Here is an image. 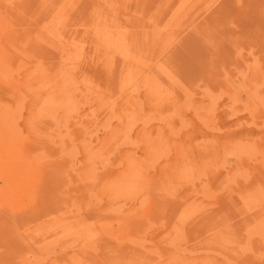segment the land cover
<instances>
[{
	"label": "rangeland",
	"instance_id": "374dc122",
	"mask_svg": "<svg viewBox=\"0 0 264 264\" xmlns=\"http://www.w3.org/2000/svg\"><path fill=\"white\" fill-rule=\"evenodd\" d=\"M0 18V264H264V0Z\"/></svg>",
	"mask_w": 264,
	"mask_h": 264
},
{
	"label": "bare ground",
	"instance_id": "6f19581e",
	"mask_svg": "<svg viewBox=\"0 0 264 264\" xmlns=\"http://www.w3.org/2000/svg\"><path fill=\"white\" fill-rule=\"evenodd\" d=\"M0 19H1V18H0ZM2 23H3V22H2ZM1 25H2V24H1ZM4 27H5V25H4ZM189 33H190V32H189ZM186 34H187V33H186ZM219 52H220V51H219ZM204 54H206V53H204ZM259 67H260V66H259ZM66 69H67V68H66ZM7 73H8V72H7ZM235 179H236V178H235ZM2 185H3V184H2ZM0 186H1V185H0ZM204 186H205V185H204ZM1 187H2V186H1ZM3 189H4V188H3ZM0 191H1V190H0ZM113 209H114V208H113ZM114 213H115V212H114ZM234 221H235V220H234ZM98 223H99V222H98ZM103 225H104V224H103ZM4 227H5V226H4ZM4 227H3V229H5ZM104 227H105V226H104ZM1 228H2V227H1ZM1 228H0V229H1ZM109 228H110V227H109ZM261 231H264V230H261ZM0 233H1V231H0ZM3 233H5V232H3ZM9 234H10V233H9ZM9 234H8V235H9ZM1 236H2V235H1ZM15 236H16V235H15ZM3 237H4V236H3ZM12 237H13V236H12ZM12 237H11V238H12ZM0 238H1V237H0ZM4 239H5V238H4ZM4 239H3V240H4ZM14 240H15V239H14ZM181 240H182V239H181ZM0 241H2V240H0ZM71 242H72V241H71ZM71 242H70V243H71ZM144 242H145V241H144ZM184 242H185V241H184ZM2 244H4V242H3ZM8 244H9V243H8ZM11 245H12V243H11ZM68 245H69V244H68ZM70 245H71V244H70ZM95 245H96V244H95ZM181 245H182V244H181ZM3 246H4V245H3ZM3 246H2V247H3ZM5 249H6V248H5ZM5 249H3V250H5ZM8 249H9V248H8ZM65 249H66V247H65ZM6 251H7V250H6ZM54 252H55V251H54ZM0 253H1V252H0ZM3 253H4V252H3ZM40 259H41V258H40Z\"/></svg>",
	"mask_w": 264,
	"mask_h": 264
}]
</instances>
